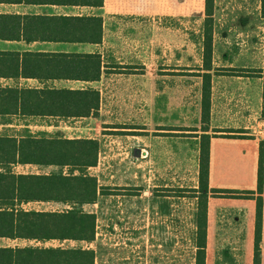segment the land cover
I'll list each match as a JSON object with an SVG mask.
<instances>
[{"label": "rangeland", "instance_id": "374dc122", "mask_svg": "<svg viewBox=\"0 0 264 264\" xmlns=\"http://www.w3.org/2000/svg\"><path fill=\"white\" fill-rule=\"evenodd\" d=\"M111 1L107 74L96 118L60 121L54 128L31 126L29 131L0 126V136L86 138L99 144L97 166L88 173L96 177L102 195L95 205L77 207L96 215L94 241L39 246L89 248L95 252L94 264H195L198 195L192 190L198 186L200 139L194 132L205 128L201 91L206 0ZM210 1V85L215 93L226 94L230 108V99L241 98L247 84L264 82V19L260 0ZM254 140L213 148L203 264H253L255 252L264 264V220L256 206L264 185L263 194L255 191L261 154L264 174V141L259 134ZM12 171L68 173L67 168L31 165L13 166ZM68 208L23 205L25 210ZM27 244L0 240L3 246Z\"/></svg>", "mask_w": 264, "mask_h": 264}, {"label": "trees", "instance_id": "16d2710c", "mask_svg": "<svg viewBox=\"0 0 264 264\" xmlns=\"http://www.w3.org/2000/svg\"><path fill=\"white\" fill-rule=\"evenodd\" d=\"M57 3L102 6L103 0H52ZM264 19V0H260ZM202 32L203 87L201 122L207 129L209 119L210 71L213 53L212 3L206 0ZM88 36L75 40L101 42V19H81ZM88 22V26L86 24ZM93 24H96L93 26ZM84 31V33L86 32ZM83 33V34H84ZM59 59L72 60V66L61 68L59 77L98 80L101 76L99 58L94 55H63ZM94 61L98 65H94ZM1 69V68H0ZM2 72L0 71V76ZM100 97L95 90L55 91L52 98L25 97L24 93L0 88V117L26 118L58 117L78 119L96 116ZM264 117V89H263ZM29 131V130H26ZM208 135L200 136L198 158L196 231L194 239L195 264H203L207 228V193L209 189ZM99 144L94 139H62L46 135L0 136V239L35 244L72 241L91 244L96 234V215L77 207L95 205L102 195L96 177L88 170L97 166ZM62 167L68 173L16 174L13 166ZM264 174L262 154L258 163L255 191L263 192ZM31 203L63 204V211L25 210ZM259 215L262 199L256 201ZM257 245V244H256ZM256 247V246H255ZM95 252L89 248L25 247L0 248V264H94ZM253 264H259L255 252Z\"/></svg>", "mask_w": 264, "mask_h": 264}, {"label": "crops", "instance_id": "0c3cea01", "mask_svg": "<svg viewBox=\"0 0 264 264\" xmlns=\"http://www.w3.org/2000/svg\"><path fill=\"white\" fill-rule=\"evenodd\" d=\"M109 3L112 1L103 0L102 6L95 7L76 5L72 2L57 3L52 0H0V71L2 72L0 88L24 93L25 97L34 98H52L55 91L91 89L99 93L101 102L102 88L107 74L105 42ZM83 18L86 21L101 19L100 43L75 40V37L88 36L89 27L87 30L82 27L81 19ZM86 24L88 26V22ZM63 55H96L101 68L100 78L85 81L59 77L61 68L73 65L72 60L59 59ZM94 63L95 66L98 65L96 61ZM256 85L252 87L247 84L243 94H240L241 98H235L234 101L230 99L232 101V103L229 102L230 108L226 107V101H229V98L225 97L226 94L215 93L210 85L207 129L205 132L194 133L195 139H200L203 134L210 137L209 184L211 185L214 146L227 143L238 147L245 145L244 143L255 142L254 138L258 136L264 125L262 121L264 120L262 111L264 82L261 86ZM91 118L96 116L78 119L0 117V126L5 129L30 130L31 126L44 129L43 126L54 128L61 123L60 121L68 123V121H84ZM31 120L36 123L41 121V123H29ZM211 188L212 186L209 185V189ZM261 199L260 215L264 220V194ZM28 245L38 246L39 244L30 242L25 246ZM25 246L0 245V248Z\"/></svg>", "mask_w": 264, "mask_h": 264}, {"label": "built area", "instance_id": "2783aa9c", "mask_svg": "<svg viewBox=\"0 0 264 264\" xmlns=\"http://www.w3.org/2000/svg\"><path fill=\"white\" fill-rule=\"evenodd\" d=\"M259 135L262 138V141H264V125L260 129Z\"/></svg>", "mask_w": 264, "mask_h": 264}]
</instances>
